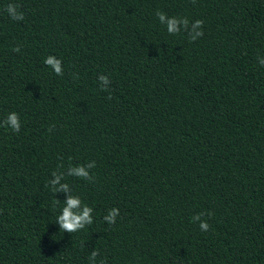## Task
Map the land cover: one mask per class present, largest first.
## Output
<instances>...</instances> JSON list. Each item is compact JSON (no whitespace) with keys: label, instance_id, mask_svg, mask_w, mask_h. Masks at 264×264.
Returning <instances> with one entry per match:
<instances>
[{"label":"trees","instance_id":"trees-1","mask_svg":"<svg viewBox=\"0 0 264 264\" xmlns=\"http://www.w3.org/2000/svg\"><path fill=\"white\" fill-rule=\"evenodd\" d=\"M158 9L203 20L204 35H168ZM258 55L264 0H0V120L22 121L0 127V264H90L94 249L106 264H264ZM91 160L94 182L67 180L94 223L59 232L64 194L46 183Z\"/></svg>","mask_w":264,"mask_h":264},{"label":"clouds","instance_id":"clouds-1","mask_svg":"<svg viewBox=\"0 0 264 264\" xmlns=\"http://www.w3.org/2000/svg\"><path fill=\"white\" fill-rule=\"evenodd\" d=\"M4 10L6 11L8 17L13 21L19 22L25 19L24 12L20 10L19 5L16 3H8ZM155 17L170 36H176L182 32H187L190 41H196L204 35V21L201 19L190 21L187 17L177 15L170 16L168 13L159 9L155 11ZM13 51L19 53L21 48L16 46ZM257 62L260 67L264 68V56L258 55ZM43 63L56 76H62L64 74V61L58 55H47L44 57ZM97 79L100 82L101 90H107V86L111 83L109 76L101 74L98 75ZM0 127H5L6 130H10L14 134L19 133L22 128L20 114L16 111L8 112L7 115L0 120ZM95 167L96 162L91 160L85 163H69L65 171L54 170L51 172V176L46 183V187L49 188L54 197L58 193L64 194L62 206L59 208L54 220V223L58 225L59 232L77 233L82 230H86L93 225L94 207L89 205L80 194L75 192L73 186L68 182L67 177H75L84 181L94 182V173L91 170ZM55 200L57 202L61 201L56 198ZM119 215L120 210L118 208H110L107 211V214L103 216V221L111 226L116 223V218ZM204 215L205 213L201 212L191 217V221L193 223H198V227L201 232H207L210 228L208 221L202 218ZM207 215L210 217L211 212H208ZM99 255V250L94 249L89 254L90 264H106L103 259L98 260Z\"/></svg>","mask_w":264,"mask_h":264}]
</instances>
